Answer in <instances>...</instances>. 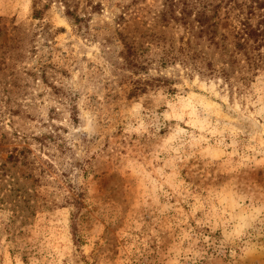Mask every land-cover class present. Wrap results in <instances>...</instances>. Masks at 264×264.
<instances>
[{
  "label": "rangeland",
  "instance_id": "obj_1",
  "mask_svg": "<svg viewBox=\"0 0 264 264\" xmlns=\"http://www.w3.org/2000/svg\"><path fill=\"white\" fill-rule=\"evenodd\" d=\"M163 1L0 0V264H264V71L158 75Z\"/></svg>",
  "mask_w": 264,
  "mask_h": 264
},
{
  "label": "trees",
  "instance_id": "obj_2",
  "mask_svg": "<svg viewBox=\"0 0 264 264\" xmlns=\"http://www.w3.org/2000/svg\"><path fill=\"white\" fill-rule=\"evenodd\" d=\"M75 18L77 24L83 21V17ZM159 19L164 23L174 22L186 31L170 44L163 45L166 40L154 37V43L159 42L156 43L159 56L154 59L158 75L168 65L181 66L189 75L221 79L232 92L235 77L248 83L264 71V0H164ZM225 21L229 22L226 27ZM119 36L125 45L126 53L122 55L128 67L148 73V60L141 62L134 43L120 31ZM16 54L24 56L22 51ZM158 75L152 82L137 80L135 90L144 92L150 86H160L163 80ZM7 112L13 113L11 109L1 111L0 117ZM1 136L8 138L7 132Z\"/></svg>",
  "mask_w": 264,
  "mask_h": 264
}]
</instances>
